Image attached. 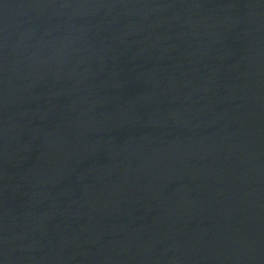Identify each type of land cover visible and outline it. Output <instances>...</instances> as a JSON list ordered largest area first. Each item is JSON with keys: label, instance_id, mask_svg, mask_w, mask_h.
<instances>
[{"label": "water", "instance_id": "obj_1", "mask_svg": "<svg viewBox=\"0 0 264 264\" xmlns=\"http://www.w3.org/2000/svg\"><path fill=\"white\" fill-rule=\"evenodd\" d=\"M0 264H264V0H0Z\"/></svg>", "mask_w": 264, "mask_h": 264}]
</instances>
